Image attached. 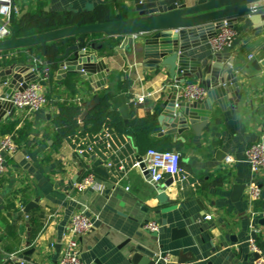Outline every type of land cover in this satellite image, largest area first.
<instances>
[{
	"label": "crops",
	"instance_id": "1",
	"mask_svg": "<svg viewBox=\"0 0 264 264\" xmlns=\"http://www.w3.org/2000/svg\"><path fill=\"white\" fill-rule=\"evenodd\" d=\"M152 1L155 0H12L18 10L15 17L19 32L31 28L26 23L37 6L42 8L41 18L63 14L80 20V25H88L106 23L112 18H137L136 7ZM258 15L262 19L264 10ZM259 17L255 26L263 23ZM11 27L15 31L13 24ZM234 28L235 39L220 54L227 56L223 58L228 61L225 68H230L236 77L239 100L227 103L224 109L215 102L199 135L191 127L180 135L162 131L158 116L172 86L168 84L167 70L156 66L154 58H144L145 37L134 38L131 45L126 37H88L101 43L96 54L107 57L110 66L106 84L100 90L93 91L86 80L75 75L77 94L70 95L62 85L64 78L58 79L59 63L53 64L52 82L46 84L52 95L47 105L37 112L14 111L11 117L0 121V137L9 135L18 148L15 155L6 159L0 176V264H4L6 255L17 260L23 252L29 253L27 261H18L22 264H55L65 248L71 216L84 207L94 221L91 232L77 239L79 257L85 264H132L130 252L137 245L151 247L157 256L168 255L176 263L182 254L193 259L184 264H255L254 254L248 250L253 228L259 232L256 242L264 261V170L253 180L244 161L249 146L264 145V66L258 70L252 67L254 61L264 59V29L248 34L242 30V23ZM208 42L184 55L195 62H214ZM31 49L0 52V67L32 65L34 59L52 65L40 46ZM176 78L182 80L180 73ZM185 82L198 83L194 77L184 79ZM105 92L128 97L134 117L154 118L159 130L152 137L165 138L171 151L180 154V172L165 173L159 183L166 193L175 191L176 197L169 199V206L175 209L165 212L168 205L154 200L152 184L131 169L139 155L132 137L103 128L112 135L101 148L96 140L103 131L99 136L87 135L79 120L74 137L54 148L53 119L58 104L91 108L93 97L99 98ZM139 97L142 100L136 101ZM90 144L94 154L78 152ZM227 156L234 163L226 164ZM97 161L107 176L93 171ZM108 162L112 168H107ZM85 168L95 175L94 187L76 194L74 186ZM168 182L170 188L165 187ZM251 185L261 192L252 203L248 200ZM30 202L36 206L27 216L20 215ZM206 216H211V220H205ZM150 221L159 228L166 222L164 233L158 238L144 229ZM172 229L184 231L185 235L172 240Z\"/></svg>",
	"mask_w": 264,
	"mask_h": 264
},
{
	"label": "water",
	"instance_id": "2",
	"mask_svg": "<svg viewBox=\"0 0 264 264\" xmlns=\"http://www.w3.org/2000/svg\"><path fill=\"white\" fill-rule=\"evenodd\" d=\"M155 0L140 3L136 7L137 18L124 19L106 23L68 26L49 32L29 36L17 37L15 31L10 28V37L0 41V52L20 50L40 46L45 52V45L50 42L69 39L63 53L57 56L58 79L65 78L67 74L79 76L86 80L93 91L104 88L106 75L110 72L107 57H98L97 52L101 43L90 41L89 36L104 35L106 37H126L131 45L136 37H145L143 43V54L145 59L154 58L156 66L167 70L169 83L180 73L181 81L194 77L199 85L205 88L206 98L198 102L177 101L176 89L168 94L163 103V109L158 116L162 131L166 134L180 135L189 127L196 135L206 126L211 115V109L216 102L220 109L225 105L238 102L240 87L235 75L230 68H225L227 60L224 61L220 53L214 54V62L207 60L195 62L184 54L190 49L205 44L218 32L222 22H227L232 27L242 23V30L250 33L259 32L264 29V17L258 15L264 10V5L257 4V0ZM260 16V17H259ZM256 17H259L261 25L255 26ZM258 19V18H257ZM264 66V59L260 62L254 61L252 67L260 69ZM37 79L31 65L11 64L0 67V121L12 116L14 108L8 99L15 90L22 91L29 82ZM99 103L97 96L92 99V106ZM111 110L118 111L124 124L128 123L130 116L131 100L124 94L113 96L110 100ZM91 108H87L91 109ZM82 120V119H80ZM160 135V134H159ZM3 156L5 155L2 153ZM136 159H139V155ZM101 162L93 164V171L101 176H107V172L100 168ZM146 180L153 186L154 200L159 205H168L164 211L168 212L174 208L169 206L170 198L176 197L175 191L166 193L164 186L154 183L149 175ZM172 181V180H171ZM98 183V181L96 180ZM169 183V182H168ZM170 188L171 183H165ZM36 205L33 202L27 204L21 214L28 215L29 211ZM166 222L157 232L151 233L153 238H158L164 233ZM184 231L171 230V239L175 240ZM150 246V244H148ZM18 254L13 260L8 255L4 257V264H22L19 260L27 261V254ZM130 262L132 264H158V256L151 247L144 248L141 245L131 250ZM255 259L258 257L254 255ZM193 259H187L179 255L177 263L184 264Z\"/></svg>",
	"mask_w": 264,
	"mask_h": 264
},
{
	"label": "built area",
	"instance_id": "3",
	"mask_svg": "<svg viewBox=\"0 0 264 264\" xmlns=\"http://www.w3.org/2000/svg\"><path fill=\"white\" fill-rule=\"evenodd\" d=\"M259 5H264V0H257ZM18 10L13 5L12 0H0V41H4L10 37L11 18L17 15ZM237 33L235 28L227 22H222L218 32L212 37L208 44L215 53H221L226 50L235 39ZM31 69L37 79L29 82L27 87L22 91L15 90L8 99V102L14 108V111H29L37 112L47 105L46 84L50 80V68L44 62L37 59L33 60ZM172 88L176 89L177 100L185 102H198L206 98V90L198 83L180 81L175 78L171 82ZM139 97L136 101L142 100ZM102 138L108 142L111 140V133L107 130H102ZM18 151L17 146L9 135L0 137V176L3 174L6 165V159L12 157ZM80 154H94L93 146L90 144L85 149L78 151ZM4 153L5 155L3 156ZM244 161L249 168V172L253 180L257 179L264 170V145L254 143L249 146L244 152ZM226 164L234 163L233 158L227 156ZM107 168H112L113 165L108 162ZM131 169L138 172L141 176L149 175L150 180L154 183H161L164 180V174H176L180 172V154L174 151L159 152L153 149L147 150L143 155H139L131 164ZM184 180V178H182ZM95 175L91 169L85 168L83 177L74 186V193L81 194L88 189L94 187ZM260 189L251 185L248 191L249 202H254L260 198ZM205 220L210 221L211 216H206ZM94 227V221L89 216L87 209L84 207L75 212L68 223L66 230V243L63 253L55 264H85L79 257L77 239L80 236L88 234ZM144 229L149 232H157L159 226L156 222L150 221L144 225ZM252 236L248 241V250L258 257L255 264H264L263 258L260 255L259 247L256 242L258 230L251 229ZM159 261L163 264H179L173 262L168 255L158 256Z\"/></svg>",
	"mask_w": 264,
	"mask_h": 264
},
{
	"label": "trees",
	"instance_id": "4",
	"mask_svg": "<svg viewBox=\"0 0 264 264\" xmlns=\"http://www.w3.org/2000/svg\"><path fill=\"white\" fill-rule=\"evenodd\" d=\"M40 15H42V8L37 6L34 15L31 16L26 23L27 27L31 28L23 32L18 31L19 28L17 27L18 24L16 22V17L13 15L11 18V24H13L17 36H26V33L41 34L59 28L68 27L73 24L80 25L79 23L81 22L74 17L69 18L65 15L63 16V14H48L45 18H41ZM119 20H124V18H112L108 22ZM68 41L69 39L50 42L45 46V57L49 63H52L51 66L48 65L51 76L49 80L50 82H52V75L56 65L55 63L58 62L57 56L63 53V50L69 43ZM31 48L29 49L32 50ZM39 52L41 53L40 50ZM74 76L75 75L73 74H67L62 80V85L70 95L77 94V86ZM112 97V93L105 92L102 96H99V103L88 110L83 105L58 104L57 113L53 119L55 127L54 148L60 147L62 142L74 137L78 128L79 120L82 119L85 125L84 133L87 135L94 134L99 136L100 131L105 128L119 136L127 135L132 137L139 155H143L149 149L159 152L171 151L172 146L165 138L155 140L152 137L153 134L157 133L159 130L158 123L154 118H136L134 117L133 112L130 111L129 121L127 124H124L121 116L116 111L111 110L110 100ZM46 98L48 102L51 100L52 95L50 90L47 91ZM100 137V139L97 138L98 140H96V144L102 148V146H105L106 141L101 135Z\"/></svg>",
	"mask_w": 264,
	"mask_h": 264
}]
</instances>
